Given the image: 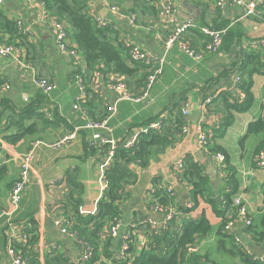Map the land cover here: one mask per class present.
I'll use <instances>...</instances> for the list:
<instances>
[{
    "label": "crops",
    "instance_id": "0c3cea01",
    "mask_svg": "<svg viewBox=\"0 0 264 264\" xmlns=\"http://www.w3.org/2000/svg\"><path fill=\"white\" fill-rule=\"evenodd\" d=\"M172 2L179 20L224 28L225 34L219 53L207 54L200 62L174 47L150 97L142 102H119L108 130L101 131L109 141L122 143L146 132L147 126L160 116L167 119L165 111L172 101L184 99L181 111L185 103L190 105V114L185 118L188 131L178 135L177 140L152 158L146 168L137 163L130 165L137 179L125 187L128 199L122 203L118 237H112L110 233L115 239L111 252L117 251L123 238L129 234L133 251L139 254L154 236L179 230L184 219L196 221L205 217L213 230L197 246L198 252L193 253L208 255L216 263H220V257L230 255L235 264H240L239 257L231 251L233 242L220 233L222 217L217 209L207 201L200 200L197 204L193 201V186L183 178L184 170L179 171L176 167L181 161L185 164L190 156L201 167L216 204H223L224 196L231 188L234 190L233 197L242 198L254 225L260 227L263 223L264 170L256 167L255 156L264 141V132L248 137L247 130L250 124L264 120V71L258 72L255 66L252 69L256 73L250 77L253 81L252 101L246 111L231 109V104L239 102H233L231 98L227 101L224 96L233 92L237 76L246 79L239 70L243 65L241 59L253 49L250 43L264 38V8L257 16L243 18L244 10L241 8L212 11L214 0ZM93 3L103 17L112 20L111 38L116 46L122 44L125 48L127 43L133 42L154 55L162 54L166 32L160 27L148 29L153 26L157 12L147 8L144 0H125L120 4L121 9L130 10L138 16L137 25L114 16L101 0H93ZM149 5H152L151 2ZM0 8L9 20H21L31 31L30 35H25L29 48L13 44L20 51L19 57L15 54L8 58L0 56V118L6 109L7 115L19 114L30 103H38L41 114V118L33 117L24 123L26 127H34L28 128L33 130L31 133H21L20 140L9 143L3 135L5 142L0 154V167H6L7 172L0 185V213L9 207L12 185L19 179L22 170L21 157L29 151H33L34 156L30 162L29 184L18 212L11 218L0 220V264H14L13 254L21 256L19 253L22 252L15 247L25 248L28 242L24 237L35 231L38 239L32 251L38 256V262L23 255L28 264H46L45 257L51 254L62 255L68 264H75L82 253V244L76 238L62 234L55 222L63 220L62 201L71 188L70 181L74 180L83 189L82 208L88 214L96 213L106 188L105 163L108 155L103 151L105 148L91 145L92 133L83 127L88 121H99L105 116L107 107L116 102L118 95L107 89L104 77L95 76L88 81L90 111L83 113L76 110L74 104L79 90L73 79L75 69L71 60L57 49L46 5L40 0H10ZM228 33L233 38L226 40ZM198 36L199 32L196 35L192 32L189 40L200 47ZM70 42L76 44L71 39ZM18 60L27 66L22 67ZM35 75L53 81L56 89L50 95L43 94L33 86ZM112 77L118 78L111 74L109 78ZM5 78L11 82L10 90L3 87ZM212 96H215L212 105L202 107L204 99ZM46 114L51 119L46 118ZM228 116L231 117L229 123L226 122ZM16 131L13 129L9 136L15 135ZM201 131L208 135L206 145H202L199 139ZM70 135L74 137L58 145ZM215 148L223 153L215 151ZM217 153H222L229 160L235 186L226 182V164L225 168H219ZM70 174L74 178L69 179ZM167 188L172 190L169 196L172 202L156 206L154 192H166ZM188 204L194 207L188 209ZM236 229L243 242L254 252L257 246L248 234L241 232V224L236 225ZM9 236L14 238L11 247Z\"/></svg>",
    "mask_w": 264,
    "mask_h": 264
},
{
    "label": "trees",
    "instance_id": "16d2710c",
    "mask_svg": "<svg viewBox=\"0 0 264 264\" xmlns=\"http://www.w3.org/2000/svg\"><path fill=\"white\" fill-rule=\"evenodd\" d=\"M40 1L45 3L50 15L56 16L68 24L69 38L75 41V45L84 54L88 81L92 78L93 73L94 75L97 73L102 74L106 82L112 74L118 77H124L128 88L136 94L140 93L141 89L146 85V74L142 73L143 67L130 62L128 51L122 44L118 46L114 44L111 38L112 29L99 28L95 24L90 14L89 0ZM109 1L117 4L121 8L120 4L125 0ZM144 1L148 4L147 8H150L153 13L157 12L154 6L149 5L150 2L148 0ZM125 11L130 12V10ZM216 29L223 30L224 28ZM193 32L195 35L198 33V31ZM198 37L200 39L199 42H201L200 45H202L204 36L199 32ZM26 38L24 34L20 33L16 22L9 20L0 8V40L3 43H15L17 46L20 44L21 46H27L29 48L30 44L25 42ZM231 38L233 36L228 33L226 40ZM194 46L197 47L195 43ZM250 50L251 52H248L249 54L246 56L244 54L242 57L241 61L243 65L241 64L239 69L244 73L246 78H242L241 85L242 90L246 94V98L242 103L228 104L231 109L237 111H246L251 104L253 81L250 77L256 73L252 71L254 66L258 72L264 71L262 52L255 49ZM139 72L141 73L140 77L138 76ZM232 93L227 92L225 94L224 97L227 101L229 98H234V93ZM183 101L184 99L182 98L172 101V104L166 108L165 112H167L168 116L167 119L162 121L161 127L158 129L151 127V124L158 122L160 116L147 126L146 132H142L138 136V143L134 148L127 149L123 146V143L117 145L113 162L105 172L106 188L97 204L95 214L81 215L79 213L80 207L83 206V200L81 198L83 189L79 182L75 180L70 181L71 188L62 201L61 216H63V220L69 219L73 223L70 228L71 231H76L81 239L86 240L94 247V257L87 264H220L212 261L208 255L201 254L200 252H189L191 246H198L207 235L212 233V225L205 217H201L196 221L184 219L179 230L154 236L139 254L133 251L131 243L130 254L132 256L126 261H118L116 251L114 253L111 252V246L115 239L111 238L110 228L122 217V203L128 199L125 187L134 183L137 179L136 174L130 169V165L137 163L141 167L146 168L152 158L156 157L171 143L175 142L178 135H182L184 119L181 108ZM89 105L90 103L85 104L88 111H90ZM38 109V103L27 104L19 114L7 115L6 109L0 118V124H2V132L0 133L4 135L5 140L9 143L16 142L21 139V133H31L33 130L28 128L34 126L26 127L24 123L33 117L41 118ZM104 117H101L100 120ZM230 120L231 117L228 116L226 122L229 123ZM13 129H17L15 135L9 136V133ZM261 132H264V120L250 124L247 135L249 137L250 135ZM107 149L108 147H105L103 151H107ZM262 149H264V141L260 143L258 148L259 151ZM214 150L223 153L220 149L215 148ZM225 162L227 171L226 182L230 186H235L233 171L229 166L227 157L225 158ZM6 172V167L1 166L0 185L6 177ZM183 172V178L193 186V201L196 204L200 200L207 201L217 209L216 212L222 217L220 233L223 238L233 242L231 243L234 248L231 251L239 257L240 264H262L253 261L252 257L248 256L241 247L235 244L231 237H228L223 232L226 223L230 220L227 216L230 215L232 220L236 218V210L233 207L234 190L224 196L222 205H218L209 193L208 180L202 175L201 167L190 156L185 160ZM68 178L72 179L74 177L70 174ZM169 196L171 195L167 192L156 190L153 194L156 206L169 205L172 202ZM244 233L249 235V238L255 246L264 248V220L260 227L253 225L245 228ZM32 235H28V245L25 248L19 246L15 248L18 251L22 250L19 253L22 257L23 255H27L37 263L38 256L32 251V247L37 243V232L35 231ZM45 259L46 264H68L62 255L51 254L46 256ZM76 264L82 263L77 262Z\"/></svg>",
    "mask_w": 264,
    "mask_h": 264
},
{
    "label": "built area",
    "instance_id": "2783aa9c",
    "mask_svg": "<svg viewBox=\"0 0 264 264\" xmlns=\"http://www.w3.org/2000/svg\"><path fill=\"white\" fill-rule=\"evenodd\" d=\"M10 0H0V7L5 5ZM103 5L108 8L109 12H111L114 16L127 19L131 24H138V16L132 12H126L122 10L120 6L115 3L110 2L109 0H101ZM151 2L152 6L157 10L156 20L152 23L153 26H149L148 29L152 30L156 27L162 28L166 32V38L163 43V52L161 55H154L148 50L144 49L141 45L137 43H127L125 45L126 50L128 51V55L130 58V62L132 64H139L143 67V74H146V85L143 87L139 94L132 92L125 82L124 77H118L115 79L114 77L109 78L106 82V87L109 90L114 91L118 96L117 100L113 105H109L107 107V115L99 121L90 120L88 121L83 129L91 132V145L95 148H105L107 149L108 159L105 163L106 168H108L113 162L115 149L119 143H115L113 141H109L101 131L108 130V124L110 119L117 112V104L122 101H131V102H142L150 97V94L157 83V81L161 78L165 65L167 63V56L169 52L174 48L178 47L185 55L189 57H193L196 61L200 62L204 59V56L207 54H218L222 45L223 35L225 34L224 30H218L216 28H212L209 26H199L194 21L187 20L182 21L179 20L176 16V8L172 0H148ZM214 7L212 11L215 10H224L228 7L233 8H241L244 10L243 18L254 17L259 14L260 9L264 8V0H214ZM43 4H45L43 2ZM90 14L94 19L95 24L99 28H109L112 29L114 27L112 20L103 17L98 8L93 3V0L89 1ZM264 15V11L262 12ZM50 24L55 33V40L57 49L62 55L67 56L71 60L72 65L74 66V75L73 79L76 85L78 86L79 94L76 97L74 108L83 113H88V109L85 104L88 103L91 99L90 90L88 87V75H87V65L85 62V57L80 48L72 44L69 38V26L68 24L59 19L56 16H49ZM17 27L20 33L24 35H30L31 31L27 28L21 20H15ZM193 31L200 32L204 39L202 40V45L200 47L194 46L189 38ZM249 46L255 50H260L262 52V57L264 60V38H259ZM20 56V51L13 44L3 43L0 40V56L3 58H8L11 55ZM22 67H26L27 65L20 60H18ZM129 62V63H130ZM140 73V72H139ZM103 77L102 74L97 73L93 77ZM139 77L141 76L138 75ZM33 86L42 92L45 95H50L55 89L56 84L48 78L34 76L32 79ZM235 87L233 89L234 98L233 102H242L246 98V94L241 88L242 78L237 76L234 79ZM11 82L8 78L4 79L3 87L6 90H10ZM215 96L208 97L204 99L201 106L207 107L212 105ZM190 114V105L185 103L182 115L184 119V125L182 126V133H186L188 131V123L185 118ZM46 118L51 119L49 114L45 115ZM166 119L163 115L159 118L158 122L154 125V128L158 129L161 127L162 121ZM73 135L66 137L62 141L58 143H66L70 138H73ZM199 139L202 145H206L208 142V135L201 131L199 133ZM5 140L3 135L0 133V154L3 149V144ZM39 142H37L38 144ZM123 146L127 149H132L138 143V136L130 137L128 140L122 142ZM56 145V146H58ZM34 156L33 151H29L26 155L21 157L22 170L18 180L14 182L11 188L10 193V204L7 210L0 213V220L3 217L11 218V216L18 212L20 208V203L22 198L27 190L29 184L30 177V162ZM216 160L218 162V166L220 169L225 168V156L222 153L216 154ZM255 164L258 169L264 170V149L260 150L258 154L255 156ZM176 169L179 171L184 170V162L181 161L177 165ZM166 192L171 195V188H167ZM228 193L232 192V189L229 188L227 190ZM193 204H188L187 208H193ZM233 207L236 210V218L232 220V217L227 216L230 219L225 227L224 233L233 239L235 244L241 247L244 252L252 257L253 261L260 262L264 264V256H259L255 252H253L242 240L239 231L236 229V225L241 224V232L244 233L245 228L251 227L254 225L253 219L250 217L247 207L245 206L241 197L233 198ZM156 209L161 210L159 207ZM79 213L81 215H87L88 213L80 207ZM91 214H95L91 213ZM119 221L116 224L112 225L110 228V233L112 237H118V229H119ZM56 226L60 228V231L64 235H70L76 238L82 244V253L80 255L79 261L82 264L89 263L95 254L94 247L88 243L86 240H80L79 235L76 231H71L70 228L73 223L69 219L66 220H57L55 222ZM9 247L12 246L14 241L13 236L8 237ZM25 242H28V238L24 237ZM132 243L131 235H126L119 248L116 251V257L118 261H126L130 256V247ZM56 250V247L54 248ZM189 252H198L197 246H191L189 248ZM14 264H28L24 257L13 254ZM77 262H75L76 264Z\"/></svg>",
    "mask_w": 264,
    "mask_h": 264
},
{
    "label": "rangeland",
    "instance_id": "374dc122",
    "mask_svg": "<svg viewBox=\"0 0 264 264\" xmlns=\"http://www.w3.org/2000/svg\"><path fill=\"white\" fill-rule=\"evenodd\" d=\"M219 262L221 264H235L234 261H232L230 255L220 257Z\"/></svg>",
    "mask_w": 264,
    "mask_h": 264
},
{
    "label": "water",
    "instance_id": "95a60500",
    "mask_svg": "<svg viewBox=\"0 0 264 264\" xmlns=\"http://www.w3.org/2000/svg\"><path fill=\"white\" fill-rule=\"evenodd\" d=\"M254 252L259 256H262L264 254V251L260 246L255 247Z\"/></svg>",
    "mask_w": 264,
    "mask_h": 264
}]
</instances>
